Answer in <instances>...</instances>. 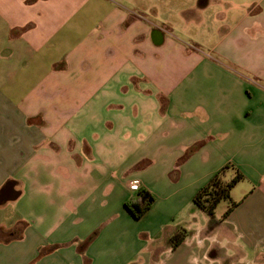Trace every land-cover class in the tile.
<instances>
[{
	"label": "crops",
	"instance_id": "1",
	"mask_svg": "<svg viewBox=\"0 0 264 264\" xmlns=\"http://www.w3.org/2000/svg\"><path fill=\"white\" fill-rule=\"evenodd\" d=\"M0 264H264V0H0Z\"/></svg>",
	"mask_w": 264,
	"mask_h": 264
},
{
	"label": "trees",
	"instance_id": "2",
	"mask_svg": "<svg viewBox=\"0 0 264 264\" xmlns=\"http://www.w3.org/2000/svg\"><path fill=\"white\" fill-rule=\"evenodd\" d=\"M244 179L245 175L238 167L227 163L194 194L192 201L212 220L215 219L219 203L223 200L228 201V207L221 215V219H224L239 205L240 201L231 199V191L238 182ZM154 200V196L149 190L139 186L136 193L126 200L124 205L135 218H139L152 206ZM186 236L187 231L184 228H179L169 238L170 248L175 249Z\"/></svg>",
	"mask_w": 264,
	"mask_h": 264
},
{
	"label": "rangeland",
	"instance_id": "3",
	"mask_svg": "<svg viewBox=\"0 0 264 264\" xmlns=\"http://www.w3.org/2000/svg\"><path fill=\"white\" fill-rule=\"evenodd\" d=\"M239 1V0H238ZM249 1V0H247ZM252 1H257V0H252ZM184 38L186 40H188L189 43L196 45L194 42L195 40L192 39V37L190 35H186L184 36ZM250 184L246 181V180H242L239 182V184L237 186H235L232 191H231V199L234 201H239L240 199L243 198V195L249 190ZM228 207V201L223 200L219 203L217 209H216V216H220V214L222 212H224L226 210V208ZM195 214L193 215V220H192V225H194V227L198 224L201 225L202 222L206 223V221L208 220V223L210 221L209 216H207L204 212H202L199 208L195 207ZM209 231V230H208ZM209 236H213L212 233H208ZM211 234V235H210ZM207 240H209L211 242V244L214 243L215 240H213V238L211 237H207ZM217 248V246H216ZM195 251H200V249H195Z\"/></svg>",
	"mask_w": 264,
	"mask_h": 264
},
{
	"label": "built area",
	"instance_id": "4",
	"mask_svg": "<svg viewBox=\"0 0 264 264\" xmlns=\"http://www.w3.org/2000/svg\"><path fill=\"white\" fill-rule=\"evenodd\" d=\"M139 183H138V181H133V182H131V184L129 185V188H130V190H132V191H137V189L139 188Z\"/></svg>",
	"mask_w": 264,
	"mask_h": 264
}]
</instances>
